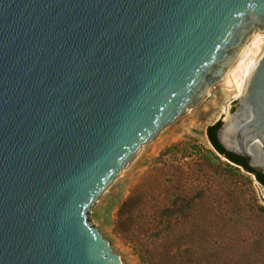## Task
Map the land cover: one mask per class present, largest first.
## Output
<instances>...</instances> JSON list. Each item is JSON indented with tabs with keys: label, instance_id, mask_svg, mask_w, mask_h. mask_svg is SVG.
Segmentation results:
<instances>
[{
	"label": "water",
	"instance_id": "1",
	"mask_svg": "<svg viewBox=\"0 0 264 264\" xmlns=\"http://www.w3.org/2000/svg\"><path fill=\"white\" fill-rule=\"evenodd\" d=\"M260 34L264 0H0V264H125L96 216ZM216 138L264 177V44Z\"/></svg>",
	"mask_w": 264,
	"mask_h": 264
},
{
	"label": "trees",
	"instance_id": "2",
	"mask_svg": "<svg viewBox=\"0 0 264 264\" xmlns=\"http://www.w3.org/2000/svg\"><path fill=\"white\" fill-rule=\"evenodd\" d=\"M220 124L206 128L212 150L162 172L150 170L143 189L136 188L116 213V231L140 264H264V240L252 223L232 219L218 200L220 156L250 172L243 158L218 143ZM254 177L264 193V177ZM257 209L264 224V207Z\"/></svg>",
	"mask_w": 264,
	"mask_h": 264
},
{
	"label": "rangeland",
	"instance_id": "3",
	"mask_svg": "<svg viewBox=\"0 0 264 264\" xmlns=\"http://www.w3.org/2000/svg\"><path fill=\"white\" fill-rule=\"evenodd\" d=\"M260 35L264 39V34ZM237 91L234 85L231 86V82L230 86L226 83L200 111L144 152L96 216L105 240L115 245L125 264L140 263L116 231V213L136 188L143 189L141 185L146 182V175L150 170H156L157 173L163 168L160 170L162 172L171 165L198 160L206 150H212L206 136V128L224 120L237 100ZM219 161L222 167L215 171L219 202L223 203V208L228 210L232 219L251 222L255 236H258L257 239L261 242V239L264 240V224L258 223L256 214L257 208L264 207L262 186L254 174L236 167L222 156Z\"/></svg>",
	"mask_w": 264,
	"mask_h": 264
},
{
	"label": "bare ground",
	"instance_id": "4",
	"mask_svg": "<svg viewBox=\"0 0 264 264\" xmlns=\"http://www.w3.org/2000/svg\"><path fill=\"white\" fill-rule=\"evenodd\" d=\"M263 36L260 35L253 45L252 49L250 50L249 54L245 58L244 62L242 63L241 67L237 71L236 75H234L227 83L231 82V86L234 85V87L238 90L237 91V98L242 94L246 83L248 82L255 66L257 63V60L259 58L260 52L263 47ZM239 73V74H238Z\"/></svg>",
	"mask_w": 264,
	"mask_h": 264
}]
</instances>
